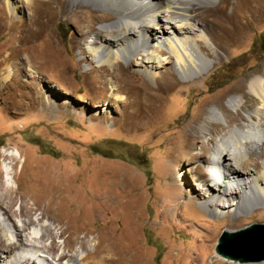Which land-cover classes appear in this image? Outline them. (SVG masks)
I'll return each mask as SVG.
<instances>
[{
    "label": "rangeland",
    "instance_id": "374dc122",
    "mask_svg": "<svg viewBox=\"0 0 264 264\" xmlns=\"http://www.w3.org/2000/svg\"><path fill=\"white\" fill-rule=\"evenodd\" d=\"M64 1L67 5L50 29L63 54L56 52L45 31L32 45L39 55L37 67L41 73V78L33 80L36 84L31 83L28 75L0 83V153L15 148L20 151L23 161L16 168V172H21L20 195L34 210L35 224L26 235L28 244H35L37 249H29H33L29 254L18 252L20 260L27 256L29 264H55L56 258L65 252L73 254L80 264L82 256L95 249L96 233H86V229L98 232L115 222L113 229L119 235L115 242H119L123 252H138L139 264H240L216 253L218 240L226 230L237 231L264 223V206L242 213L239 220L232 214L214 217L194 199L197 186L193 185L195 193L185 197L172 180L174 175L181 174L179 166L188 173L186 160L175 165V154L183 153L188 134L201 140L192 146L193 153L201 145H209L200 132L191 130L194 123L204 118L200 116L202 111L214 105L216 97L225 95V102L236 95L238 83H247L263 72L264 0H218L213 4L221 14L241 18L243 33L233 36L218 27L225 24L218 19L220 14L214 17L199 8L201 23L213 31L220 61L194 82H181L167 95L160 119L139 132L125 121L129 110L121 103L105 99L108 93L101 89L99 68L92 63L86 65L80 54L85 42L76 37V30L81 24L75 18L67 20L75 9ZM0 6L5 8L4 0H0ZM90 13L86 16L87 24L93 20ZM17 15L23 16L21 11ZM212 18L217 20L211 21ZM14 19L1 21L0 58L20 44L18 29L12 26ZM94 26L99 27V23ZM223 40L231 41L224 45ZM131 75L138 83L142 79L141 75ZM54 83L61 90L50 87ZM201 89L208 91L196 95ZM182 91L186 97L180 96ZM245 93L240 103L247 105L245 110L252 109L259 101L251 100L252 96ZM47 97L57 99L60 105H46L42 100ZM63 101L68 103L67 107H62ZM244 109L237 110L243 125ZM183 125L187 126L184 134L176 131ZM193 132H197L198 138ZM202 159L197 162L202 163ZM2 160L0 156V165ZM56 186L61 189L56 196L66 199L59 204L50 203L48 198ZM183 189L188 190L186 186ZM14 209L17 223L28 219L18 215L19 202ZM0 224V229H5L2 230L5 240L16 241L15 229L2 208ZM45 227L53 228L58 246L55 252L47 250L52 238L42 241L29 235L40 236ZM64 241L70 243V248L65 247ZM243 264H264V261Z\"/></svg>",
    "mask_w": 264,
    "mask_h": 264
},
{
    "label": "bare ground",
    "instance_id": "6f19581e",
    "mask_svg": "<svg viewBox=\"0 0 264 264\" xmlns=\"http://www.w3.org/2000/svg\"><path fill=\"white\" fill-rule=\"evenodd\" d=\"M12 1L4 0L5 8L0 6V28L1 21L15 17L12 26L18 29L20 44L0 58V83L12 81L15 76L28 75L35 85L34 81L39 79L41 73L37 67L39 55L32 45L48 31L56 52L62 53L59 42L50 29L67 4L64 0ZM66 1L75 9L67 20L75 18L81 24L80 29L76 30V37L85 42L84 47H80L85 64L92 63L99 68L101 89L108 93L105 99L121 103L125 110H129L125 121L136 132L148 128L155 119H160L159 113L167 95L181 82H194L208 73L215 62L220 61L215 38L212 37L213 31L206 23H201L199 8H204L205 13L214 17L220 14L218 19L225 24L218 27L226 29L232 36L242 34L244 30L239 15L221 14L214 7L213 4L218 0ZM19 11L23 16L17 15ZM88 12H91L93 20H89L87 24ZM253 14L251 10L250 15ZM95 23H99V27L95 28ZM223 41L222 44L226 45L231 40ZM86 68L88 70L87 66ZM131 73L141 75L139 83ZM238 84L236 95L228 97L225 102V95L214 98V105L205 108L200 114L204 118L198 124H193L191 130L200 132L203 138L208 139L209 145H201L193 153L192 146L197 142L201 143V140H198L200 138L197 137V132L193 133L198 139L187 133V145L183 148L187 154L178 151L175 154V165L186 160L189 174L179 166L181 174L174 175L172 180V184L182 189L185 197L195 193L193 185L197 186L194 199L209 215L215 217L232 214L237 220L242 217V213L264 206V70L260 75L252 76L247 83L241 81ZM50 87L61 90L55 83ZM207 91L201 89L196 95ZM246 91L252 96L251 100L257 98L259 102L252 109L245 110L247 105L240 103V99L245 98ZM180 96L186 97L184 93ZM39 101L41 102V98ZM42 102L46 105H60L53 97H47ZM67 104L66 101L61 103L62 107H67ZM239 108L245 110L244 125L240 122L243 118L237 111ZM232 113L236 115L230 116ZM138 124L142 128L136 129ZM186 127H177L176 131L185 133ZM0 156L3 158L0 165V208L12 222L16 237V241L7 242L2 232L5 229H0V264H29L30 257L24 255L25 259L20 260L18 254L20 251L29 254L37 247L27 242L26 232L35 224L32 218L34 210L27 206L20 195L21 183L18 177L21 172H16L23 157L16 148L11 152H1ZM199 158H204L202 163L197 162ZM181 176L184 181H181ZM28 183L34 186L32 181ZM185 186L188 188L186 192L183 189ZM57 190L61 191L56 186L51 197H48L50 203L59 204V201L66 200L64 196H56ZM18 202V215L28 217L27 220H21V224L14 218V206ZM139 223L145 225L142 219H139ZM116 225L113 222L112 226L98 232L86 229V233H96L95 249L82 256L80 264H139L138 252H123L119 248V242H115L119 236L113 229ZM29 235L42 241L46 237L52 238L47 250H58L52 227H45V232L40 236L33 233ZM70 246L66 242L65 247ZM31 248L33 249L29 250ZM32 254L37 257L41 255H36V252ZM56 262L55 264H77V258L73 254L62 252Z\"/></svg>",
    "mask_w": 264,
    "mask_h": 264
},
{
    "label": "water",
    "instance_id": "95a60500",
    "mask_svg": "<svg viewBox=\"0 0 264 264\" xmlns=\"http://www.w3.org/2000/svg\"><path fill=\"white\" fill-rule=\"evenodd\" d=\"M216 253L240 264L264 261V223L237 231H224L218 240Z\"/></svg>",
    "mask_w": 264,
    "mask_h": 264
}]
</instances>
